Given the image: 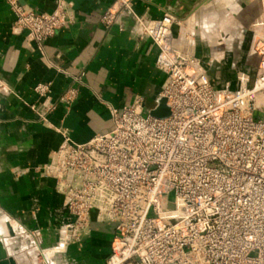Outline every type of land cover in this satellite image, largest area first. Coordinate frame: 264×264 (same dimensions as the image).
I'll use <instances>...</instances> for the list:
<instances>
[{
    "label": "built area",
    "instance_id": "2783aa9c",
    "mask_svg": "<svg viewBox=\"0 0 264 264\" xmlns=\"http://www.w3.org/2000/svg\"><path fill=\"white\" fill-rule=\"evenodd\" d=\"M8 2L13 32L27 31L41 51L67 19L64 4L40 12ZM133 2L116 0L102 23L112 25ZM137 19L159 49L171 115H150L138 97L111 106L112 129L85 143L60 130L45 174L75 218L74 237L96 211L115 228L106 264H264V40L255 44L261 59L254 78L239 73L236 88H216L200 60L173 39L172 14ZM50 89L47 82L34 88L43 97ZM77 94L71 87L61 100L72 103Z\"/></svg>",
    "mask_w": 264,
    "mask_h": 264
},
{
    "label": "crops",
    "instance_id": "0c3cea01",
    "mask_svg": "<svg viewBox=\"0 0 264 264\" xmlns=\"http://www.w3.org/2000/svg\"><path fill=\"white\" fill-rule=\"evenodd\" d=\"M115 1L19 0L40 12L66 6L65 24L45 41L41 51L27 31L13 32L15 15L8 0H0V209L6 218L39 230L45 246L55 244L61 227L74 220L55 179L42 173L62 143L60 130L68 129L74 141L85 143L112 129L111 106L120 108L142 97L148 112L163 91L167 76L156 66L159 49L150 37L140 34L136 14L145 21L165 13L176 17V41L199 58L211 81L215 76L221 79L214 83L216 88L228 82L233 89L237 83H231L230 73L220 78L217 69L211 70L215 62L229 64V72L230 65L237 64L232 70L237 77L241 73L246 78L257 69L254 59L247 61L252 58L248 52L239 53L247 36L244 22L219 29L223 35L217 38L201 35L200 24L222 0H134V12L121 10L107 27L101 17ZM228 1L231 5L239 2ZM186 20L189 24L183 22ZM192 21L199 24L196 35L191 34ZM219 49L223 52L220 57L214 52ZM45 82L51 89L43 97L34 88ZM71 87L78 94L67 103L61 97ZM114 236V225L93 211L82 239L71 244L57 262L106 264ZM67 245L61 244L60 249ZM53 251H47L49 256Z\"/></svg>",
    "mask_w": 264,
    "mask_h": 264
},
{
    "label": "water",
    "instance_id": "95a60500",
    "mask_svg": "<svg viewBox=\"0 0 264 264\" xmlns=\"http://www.w3.org/2000/svg\"><path fill=\"white\" fill-rule=\"evenodd\" d=\"M248 4L249 3H246L244 0H239L238 5H236L234 7V9H232L231 5L229 4L228 10L229 11H235V14H237V9L239 7H241V10H242V13H243L244 8H246L248 6ZM132 9H133V6H132ZM122 10H130L131 12H134L130 8H123ZM259 13H261V15L257 19L256 23L254 24L255 28H253V30H251L250 26H247V24H246V32H245V33H247V36H251V39H250V41L248 43L249 44L248 54H249V56H251L257 62V69H258V65H259L261 56L256 52L255 44L260 39L264 40V17H263V14H262L263 12H262L261 8L256 13L257 17L259 16ZM136 15H138V17H139V14H136ZM117 18H118V15H117ZM117 18H116V20H117ZM161 18H159V19H161ZM136 20L138 22L137 17H136ZM156 20H158V19H156ZM187 21H189V20H186V21H183V22L187 23ZM228 22H225V23H228ZM145 23H148V21H145ZM175 24H176V22L172 26L173 39L175 40V42L179 46L184 48L182 45H180L176 41V37H175V34H174V26H175ZM187 24H189V23H187ZM196 24H197L196 25V27H197L199 24L197 22H196ZM226 27L227 26H225V28ZM192 30H194V29L192 28L191 31ZM257 31L260 34H262L263 37L260 36V35L255 36V33ZM139 32L143 36L150 37L148 34H146L144 32V28L142 26H139ZM220 34L222 36L223 32L221 31ZM192 35H196V32H194ZM189 51L196 58H198L193 52H191V50H189ZM257 69H256V72H257ZM256 72H255V74L250 75L251 78H254V76L256 75ZM166 76L168 78L167 74H166ZM167 78H166V82H167ZM166 82H165V84H166ZM164 87H165V85H164ZM164 87H163V89H164ZM149 113H150V115H152L154 117H157V118H167V117H169L171 115V108L168 105V98L165 95H163L162 93L159 94L158 97L156 98V105L153 108L149 109ZM50 162L47 165H45L43 167V169H42V173H43L44 176H47L45 174V168L50 164ZM47 177H49V176H47ZM64 204H65V200H64ZM65 207H66V205H65ZM169 207H173V205L169 204ZM74 220H75V218H74ZM74 220H73V222L64 224L61 227L60 232H59V239H58V241L55 244H51V245L45 246V241L41 237V233H40L39 230H30V229L26 228L25 226L21 225L19 222L15 221L14 219L6 218V216L3 214L2 210L0 209V228H1V231L3 232V235H7L9 237V246L16 253L25 254V258H26L25 261L27 263H31V262H33V260H35L36 264H58L57 258L60 255H62L64 253H67L68 250H69V246L71 244H73V243H76V242L80 241L82 239V236L84 235V230H81V231H79V233H80L79 238H75L74 237V234H75V229H74V226H73ZM13 221H15V224H16L15 228H13V226L11 225V222H13ZM170 221H171V223H175L177 221V219H171ZM63 243H67L68 244L65 250H61L60 249L61 244H63ZM48 250H54L52 256H49V254L47 253ZM0 264H18V263H16L14 258H12L11 256H7L6 255L4 242L1 241V239H0Z\"/></svg>",
    "mask_w": 264,
    "mask_h": 264
},
{
    "label": "rangeland",
    "instance_id": "374dc122",
    "mask_svg": "<svg viewBox=\"0 0 264 264\" xmlns=\"http://www.w3.org/2000/svg\"><path fill=\"white\" fill-rule=\"evenodd\" d=\"M246 3H249L248 6L246 8H244V11L242 13L241 7H239L237 9V14H235V11H229V4L231 5V3L228 0H222L218 3V7H216L215 12H210L209 16H205L206 20L204 22V24H200L201 26V35L204 38H217V36L220 35V31L219 29H225V26H227V24H235V23H240V22H244L245 24H247V26H250V29L253 30L254 24L256 23L257 19L260 17L261 13H259V16L257 17L256 13L259 11V9H262V14L264 17V0H244ZM237 4L231 5V8L234 9V7ZM229 11V12H228ZM228 12V13H227ZM227 13V14H226ZM227 15V16H226ZM231 23H229V22ZM228 22V23H225ZM196 22H191L190 26L191 28H193L194 30L191 31V34H193L195 32V28H196ZM204 25V26H203ZM211 25V26H210ZM224 25V26H223ZM256 34V33H255ZM251 39V36H245L244 42L241 43V51L239 52L240 54L246 53L248 52V47H249V41ZM215 55L220 57L222 55V49H219L218 52L215 50ZM253 61V58H248L247 61ZM229 66V64H227ZM227 65L221 64L218 66L217 63L215 62V64H211V70H218L220 72V78H222V76H225L224 74H229V76L231 77V83H237V79L234 80L235 78H237L235 72H232V70H235L237 68V64L234 65H230L229 69L231 70L230 72L227 70ZM209 67V65H207ZM205 69L207 70V68L205 67ZM228 71V72H224ZM210 71V70H209ZM216 80L211 81L213 84L214 83H221V79H218V76H215ZM235 77V78H234ZM218 79V80H217ZM257 116H260V113H257ZM170 198H173V195L170 196ZM14 223V224H13ZM13 223H11L12 226L16 225L15 222L13 221ZM16 226H14L13 228H15ZM114 240V239H113ZM1 241H3L1 239ZM5 245V243H4ZM7 250V249H6ZM19 260L20 262H23L25 264H36L35 260H33V262L31 263H27L25 260V254L19 255ZM15 258V257H14ZM17 259V258H16ZM23 260V261H22ZM17 262V260H16ZM18 263V262H17ZM19 264V263H18Z\"/></svg>",
    "mask_w": 264,
    "mask_h": 264
},
{
    "label": "bare ground",
    "instance_id": "6f19581e",
    "mask_svg": "<svg viewBox=\"0 0 264 264\" xmlns=\"http://www.w3.org/2000/svg\"><path fill=\"white\" fill-rule=\"evenodd\" d=\"M257 35H260V36H262L263 37V35L262 34H260L258 31L256 32V34H255V36H257ZM211 80V79H210ZM228 84V82H226L225 83V85H227ZM11 223H13V222H11ZM14 224V223H13ZM14 226H16V225H14ZM13 226V227H14ZM0 239H2L3 240V242L5 243V250H6V255L7 256H11L12 258H14V260L16 261L17 260V262L19 263V264H25L24 263V261L23 262H20V260H19V255H22L23 256V254H18V253H16L10 246H9V237L7 236V235H3V232L1 231V228H0ZM17 258V259H16ZM16 262V263H17Z\"/></svg>",
    "mask_w": 264,
    "mask_h": 264
}]
</instances>
